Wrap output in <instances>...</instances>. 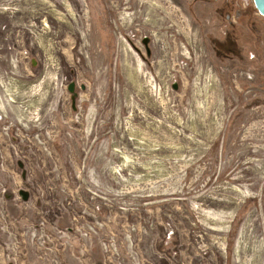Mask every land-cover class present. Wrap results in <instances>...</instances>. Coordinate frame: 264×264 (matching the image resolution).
I'll return each mask as SVG.
<instances>
[{"label":"rangeland","instance_id":"rangeland-1","mask_svg":"<svg viewBox=\"0 0 264 264\" xmlns=\"http://www.w3.org/2000/svg\"><path fill=\"white\" fill-rule=\"evenodd\" d=\"M0 264H264L253 0H0Z\"/></svg>","mask_w":264,"mask_h":264},{"label":"water","instance_id":"water-1","mask_svg":"<svg viewBox=\"0 0 264 264\" xmlns=\"http://www.w3.org/2000/svg\"><path fill=\"white\" fill-rule=\"evenodd\" d=\"M254 4H255L256 8L258 9V11L264 15V0H254ZM84 88H85V86L82 85V89H84ZM69 90L73 94V101L75 103L76 102V96H77L76 83L75 82L70 83ZM20 195L24 201H27L30 198V194L27 190H20Z\"/></svg>","mask_w":264,"mask_h":264},{"label":"flooded vegetation","instance_id":"flooded-vegetation-1","mask_svg":"<svg viewBox=\"0 0 264 264\" xmlns=\"http://www.w3.org/2000/svg\"><path fill=\"white\" fill-rule=\"evenodd\" d=\"M254 1V0H253ZM256 7V6H255ZM258 10V9H257ZM262 16H264L261 12H259ZM2 99V98H1ZM4 105V102H3V99H2V101H1V105Z\"/></svg>","mask_w":264,"mask_h":264}]
</instances>
